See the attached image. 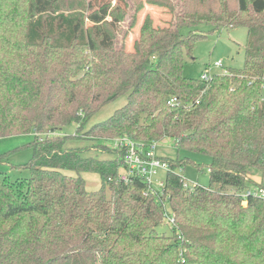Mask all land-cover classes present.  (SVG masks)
Returning a JSON list of instances; mask_svg holds the SVG:
<instances>
[{
    "label": "trees",
    "instance_id": "1",
    "mask_svg": "<svg viewBox=\"0 0 264 264\" xmlns=\"http://www.w3.org/2000/svg\"><path fill=\"white\" fill-rule=\"evenodd\" d=\"M145 3L170 18L155 26L145 16L127 50L139 0H0V138L34 133L29 177L0 178V264H264V198L250 193L264 185L255 176L264 175V6ZM202 25L247 29L241 70L208 82L183 75ZM123 95L115 115L85 130L113 158L66 146L76 137L64 128L83 129ZM121 136L171 138L208 156L207 187L183 188L177 169L188 158L161 157L160 193L138 177L120 182L123 153L102 143ZM84 173L100 176L97 191ZM165 214L169 236L157 232Z\"/></svg>",
    "mask_w": 264,
    "mask_h": 264
},
{
    "label": "rangeland",
    "instance_id": "2",
    "mask_svg": "<svg viewBox=\"0 0 264 264\" xmlns=\"http://www.w3.org/2000/svg\"><path fill=\"white\" fill-rule=\"evenodd\" d=\"M115 1V0H113ZM129 3L136 0H127ZM144 4V8L137 14L136 26L132 29L131 34L126 40V49L131 50L134 39L137 37L139 27L145 16H150L153 25L162 26L170 18L167 11L161 8H155L145 3V0H139ZM257 4L264 6V0H256ZM121 3H123L121 1ZM132 13V12H131ZM131 14L119 26L118 40H122L126 31H130ZM198 32H205V37L199 38L192 50L191 57L183 54L182 72L185 77L198 79L201 74L208 73L213 75H230L231 71H239L243 68L244 63V44L247 36L245 28H222L210 31V27L202 25L197 28ZM183 33L188 32L187 29L182 30ZM220 62L221 67L216 68L214 64ZM264 99V86H263ZM127 102V95H123L116 100L106 104L99 112L89 121L87 126L81 130H76L74 125L63 129L62 133L76 137L67 142V147H86L88 149L87 156L97 157L98 159L113 158L110 150L97 149V143L91 140L86 134V129L109 119L111 116L122 108ZM262 104L261 106L263 105ZM106 139L104 146L109 145ZM34 141V133L13 135L0 138V178L8 177L9 180L27 179L30 175V169L27 167L33 158V150L31 147ZM156 154L162 158L168 159H184L188 158L187 163L182 171V178L189 184H196L201 187L208 185V167L210 158L206 155L177 150L175 142L171 138L161 139L158 142ZM73 175V173H71ZM259 182L264 183V175L255 174ZM86 184L88 192L97 191L101 185L100 176L93 173L81 174ZM157 180H164L165 172L159 171ZM160 234L170 235V227L163 224L157 228Z\"/></svg>",
    "mask_w": 264,
    "mask_h": 264
},
{
    "label": "built area",
    "instance_id": "3",
    "mask_svg": "<svg viewBox=\"0 0 264 264\" xmlns=\"http://www.w3.org/2000/svg\"><path fill=\"white\" fill-rule=\"evenodd\" d=\"M216 68L221 67L220 62L214 64ZM226 75V74H225ZM212 76L208 73H203L200 76L202 81H210ZM178 101L171 99L168 105H175ZM109 146L111 149L122 151L123 160L122 164L124 170L119 174V181L122 183H130L134 177L140 178L147 191L152 194L160 193L164 187V180H157L159 171H169L168 163L161 160L156 154L158 144L154 141L151 143L139 142L131 139L128 136L115 137L109 140ZM183 168L177 169V173L182 176ZM209 171V170H208ZM182 185L184 189H191L196 184H189L182 178ZM253 195L264 198V185L256 190H252ZM249 194V193H248ZM167 224L171 227L174 223L173 216L165 214Z\"/></svg>",
    "mask_w": 264,
    "mask_h": 264
}]
</instances>
